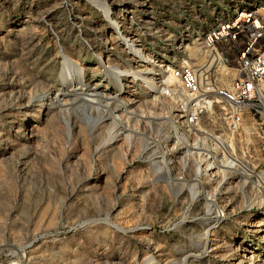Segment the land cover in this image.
Listing matches in <instances>:
<instances>
[{
  "label": "rangeland",
  "instance_id": "obj_1",
  "mask_svg": "<svg viewBox=\"0 0 264 264\" xmlns=\"http://www.w3.org/2000/svg\"><path fill=\"white\" fill-rule=\"evenodd\" d=\"M256 2L0 0V264H264L260 198L210 202L192 169L162 165L176 96L156 86L182 62L229 82L237 44L217 43L228 63H212L203 34ZM62 54L81 76H63ZM104 64L148 81L127 77L118 88ZM58 91L71 93L62 105ZM94 92L96 104L81 98ZM242 146L257 152L264 140Z\"/></svg>",
  "mask_w": 264,
  "mask_h": 264
},
{
  "label": "built area",
  "instance_id": "obj_2",
  "mask_svg": "<svg viewBox=\"0 0 264 264\" xmlns=\"http://www.w3.org/2000/svg\"><path fill=\"white\" fill-rule=\"evenodd\" d=\"M223 41L237 44L229 82L216 77L215 67L203 74L187 62L163 68L167 73L156 86L165 98L175 92L176 106L167 122L170 144L160 160L163 166L175 162L192 169L193 188L210 202L239 195L264 204V161L258 162L264 147L255 152L242 146L248 137L264 140V0H257L254 11L244 9L203 34L207 61L214 63L212 48L215 63H228L227 51L215 47ZM211 206L215 220L222 221L223 208Z\"/></svg>",
  "mask_w": 264,
  "mask_h": 264
},
{
  "label": "bare ground",
  "instance_id": "obj_3",
  "mask_svg": "<svg viewBox=\"0 0 264 264\" xmlns=\"http://www.w3.org/2000/svg\"><path fill=\"white\" fill-rule=\"evenodd\" d=\"M103 11H104L105 15L108 16V14H109L108 8L103 7ZM113 26L116 30L115 32L119 33V29L117 28V25L113 24ZM121 39L123 41V44L133 53V55L135 57H137L143 61L145 60L144 62L147 63V65L152 66V65L156 64V61L154 59H147L144 56L141 49L136 48L134 46L133 41H131L130 39L125 38V37H121ZM210 53H211V57H212V55H215V59H217V56H216V53L214 50L211 49ZM61 58H62V66H63V76L65 78L68 77V75L71 72L75 73L77 76H81L83 68L80 65H78L76 62H73L72 60H70V58L66 54H62ZM97 58L99 60L102 59L100 56H98ZM103 71H104V74H106L108 78L113 79L114 81H117L118 88H121V86L124 85V81L129 80V78H127V77H132L135 80H141L144 83L148 81L147 78L143 76V72L141 70H135V71L134 70H119L116 67H112V66H109L107 64H104L103 65ZM69 77H71V76L69 75ZM171 90H172V92L174 91L173 88ZM174 93L175 92H173V94ZM70 96H71V93L66 92V91H58L56 93L54 92V94H53L55 101L59 105L64 104L65 102L63 100L66 98H69ZM101 97H103V96L100 92H94V93H85L84 96H82L81 98H83L85 101H87L89 103H93V104L95 103L96 104L99 102ZM112 117H114V116H112ZM98 119L99 120L104 119V117H99ZM116 132H117V126L112 124L109 127L108 136L105 139V142H112L114 140L116 134H117ZM157 169L159 170L161 168H157ZM105 221H107V220H105ZM195 256L199 257V254H195Z\"/></svg>",
  "mask_w": 264,
  "mask_h": 264
}]
</instances>
